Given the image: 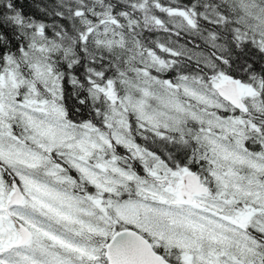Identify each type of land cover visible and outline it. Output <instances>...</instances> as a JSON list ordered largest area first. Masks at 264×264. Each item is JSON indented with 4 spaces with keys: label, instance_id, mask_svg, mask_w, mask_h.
<instances>
[{
    "label": "snow or ice",
    "instance_id": "6c2138e0",
    "mask_svg": "<svg viewBox=\"0 0 264 264\" xmlns=\"http://www.w3.org/2000/svg\"><path fill=\"white\" fill-rule=\"evenodd\" d=\"M0 264H264V0H0Z\"/></svg>",
    "mask_w": 264,
    "mask_h": 264
}]
</instances>
